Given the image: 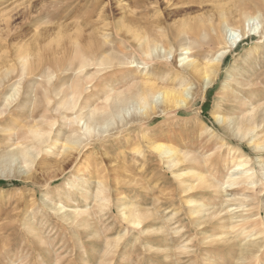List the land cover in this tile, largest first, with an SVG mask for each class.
<instances>
[{"label": "rangeland", "instance_id": "obj_1", "mask_svg": "<svg viewBox=\"0 0 264 264\" xmlns=\"http://www.w3.org/2000/svg\"><path fill=\"white\" fill-rule=\"evenodd\" d=\"M254 16L257 33L228 49L209 88L191 81L186 107L141 120L131 105L84 129L136 83L178 88L181 58L209 64L218 36L231 40L225 31ZM263 19L264 0H0V182L21 184L0 188V264H242L237 245L264 235V181L247 204L222 189L235 164L260 178L264 119L248 136L221 120L264 111ZM68 137L80 139L72 151ZM200 205L219 217L192 214ZM130 210L141 226L127 223ZM232 212L263 224L230 226Z\"/></svg>", "mask_w": 264, "mask_h": 264}, {"label": "bare ground", "instance_id": "obj_2", "mask_svg": "<svg viewBox=\"0 0 264 264\" xmlns=\"http://www.w3.org/2000/svg\"><path fill=\"white\" fill-rule=\"evenodd\" d=\"M244 20H245V18H244ZM256 20H257V17H255V18L249 17L242 23V25H240L238 27V30L237 29L235 30L234 28L227 29V31H225V32L226 33L228 32L230 34V36L232 37L231 40L230 39L225 40V38H222L221 36H218L219 39H220V45H221L222 48L218 51V54L215 56V58L209 64L201 66V64L198 63V62H195V60L189 59L188 58L189 56L181 58L180 61H179L181 63V66H182L181 70H182V72H185V73L181 74V76L179 75V79H178V83H177L178 84L177 85L178 88H172V89L161 88V87H157L156 85H153L152 83H149L147 81H145L144 83H136L134 85L135 90H133V91H131V92L125 94V95L116 96L112 100V102L109 104V109H108L107 112H104V113L98 114V115L94 114V112H90L86 116V122L83 123L84 129L88 131L91 128H95V127L99 128V127H103V126L105 127V126L111 124L112 119L115 116H117L118 114L122 113L125 109H127V107H130L131 105H133L135 107V109H137L138 111H141V112H137V113H141L140 114V119L141 120L150 111H154L155 109H158V111H162L163 112L164 110H167V109H172L173 110V109L179 108V107H186L189 104L190 100L192 99V95H193L192 94V90H193L192 89V84L193 83L191 81L201 82L204 88H206L209 85H211L212 82L214 81V77L216 76L218 69H220V65L222 63V60L225 58L226 54L228 53V49H230L231 47H235V46L238 47L240 43H242L245 40L247 41L248 36H254L255 33H257V27H256V25L254 26ZM213 26L214 25H212V27ZM207 29L210 30V28H207ZM219 29L221 30L222 28H219ZM189 32H190V34L192 36H195V35L198 36L197 30H196L195 27L189 28ZM150 44L151 43L149 41H146L145 43L141 44L140 45V52L143 53L144 55H146L148 58L152 59L151 56H153V53L155 52V48L151 49ZM88 51H89V53H87V54H92L93 53V51L90 48L88 49ZM185 52H187V51H185ZM182 54L184 55V53H182ZM163 65L166 66V64H163ZM176 74H178V73H176ZM152 79H154V78H152ZM243 119L244 120L241 121V122H238L237 120H234V118L232 120H228V121L221 120L222 121L221 124L222 123L225 124L229 128V131L231 129L232 132L236 131V130H243V131L246 132V134H247L246 136H248L258 126V125L256 126L257 122L260 121V119H264V111L256 113V112H254V109H252V112L249 113L248 116L243 117ZM217 120H219V119H217ZM134 121H137V120H134ZM32 137H34V135ZM79 142H80V139H78V138L68 137L66 139V143L69 144L70 146L67 147V148H69L70 151H72L74 149V147ZM259 146L257 145V146H255V148H257ZM155 148L158 149V151H160L161 153H164V154H168V153L171 152V149H169L166 146L156 145ZM260 149L264 150V145L262 147L258 148V150H260ZM20 155L26 157V156H28V153L21 152ZM243 166H245V165H243V164H235V168L232 171H230L229 175H227L225 177V182L226 183L231 181V184L225 185V187L222 189L223 192H224L223 194L226 197V201L225 202H228V203L230 202L231 203L233 201H236L238 199L237 196L239 194H240L239 197L242 196L244 198L243 200L246 199L245 200L246 201L245 204H247L249 201L252 202L253 200H255L256 196H254V194H253L254 190H255L254 189L255 181L258 180V179L259 180L263 179V181H264V166L263 165L260 166V170H259V174H258L260 176V178H258V176L256 174L255 175H253L251 173L248 174L249 171L245 170L246 168L243 169ZM232 182H234V183L232 184ZM236 183L237 184L241 183V185L238 186V188L233 189L234 188L233 186ZM222 185H224V184L222 183ZM74 188H75V186H74ZM192 189H193V186H189V185L185 188L186 191L187 190H192ZM231 189H233V190H231ZM228 190H231V191H228ZM262 190H264V187H263ZM262 194H264V191H262L260 193V196ZM184 195H185V193H184ZM228 203H227V205H228ZM238 204L239 203H236L237 206H238ZM201 205L196 210L192 211V214L197 215L200 218L207 219L208 221H206V222H208V223H211V221L213 219H216L217 217H219V215L217 214V211L209 212L207 209H205L203 207L204 205L203 206H201ZM252 205H254V204H252ZM259 205L261 206V208L264 209V201H261V204H259ZM254 208H256V207H254ZM56 209L57 208H55V210ZM52 210L55 212L54 209H52ZM61 210H62V208H61ZM230 210H231V208H230ZM230 210L228 209V211H230ZM58 211H59V208H58ZM237 212H232L231 215L229 214L230 216L228 218V224H230V226L241 227V228L243 227V229H245L246 226L249 225V224H250L251 227H253L255 225L257 226V224H255L253 222V220H256V219H258V224H260V226L263 224L262 219H259L257 214L256 215H248L247 214L248 216H245V215H242V214H238ZM249 212H251V211H249ZM60 213H62V212H60ZM71 213H73V212L72 211L64 212V213H62L61 217H62V219H64L65 222L70 223V224L73 225L74 222L72 221V216L74 214H76V213H74L73 215ZM122 214H123V216L127 215L126 212H122ZM127 216H128L127 217V219H128L127 223H129L130 225H133L135 227L141 226V221H140V219L138 217L135 216L134 210H130V212H129V214ZM73 219L76 222H78V225L80 224L79 221H81V220H78L77 216L76 217L74 216ZM201 220L202 219H200V221ZM81 223H82V221H81ZM84 225H86V224H84ZM214 226H215V224H214ZM219 227H220V225H219ZM209 229L210 228L208 227V230ZM243 229H241V230H243ZM244 233L242 234L243 236H244ZM258 233H259L260 236L264 237V235H261V234H263V230L262 229H260V231ZM254 235H255V233H250L248 236H246L244 238V241L242 243L241 242L239 244L237 243L238 244L237 245L238 246V252L240 251V259H241L242 264L246 263L247 260L250 259V257H252V259L256 258L255 260L257 261V264H264V262L262 260L258 259V257L261 255V253L264 252V239H263V237H258L259 235H257V234H256L255 237H252ZM224 241L228 242L229 239H225ZM209 250H211V249H209ZM210 264H212V263H210Z\"/></svg>", "mask_w": 264, "mask_h": 264}, {"label": "trees", "instance_id": "obj_3", "mask_svg": "<svg viewBox=\"0 0 264 264\" xmlns=\"http://www.w3.org/2000/svg\"><path fill=\"white\" fill-rule=\"evenodd\" d=\"M4 186H14V187H18V186H21V184L18 183V182H0V188H2Z\"/></svg>", "mask_w": 264, "mask_h": 264}]
</instances>
